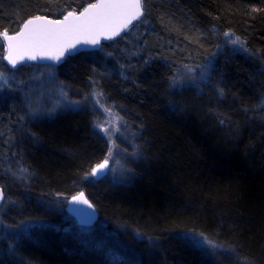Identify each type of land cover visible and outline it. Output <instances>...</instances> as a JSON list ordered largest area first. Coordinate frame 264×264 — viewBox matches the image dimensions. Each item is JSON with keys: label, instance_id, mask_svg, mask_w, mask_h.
<instances>
[{"label": "trees", "instance_id": "obj_1", "mask_svg": "<svg viewBox=\"0 0 264 264\" xmlns=\"http://www.w3.org/2000/svg\"><path fill=\"white\" fill-rule=\"evenodd\" d=\"M95 1L0 0V32ZM143 9L128 55L116 52L129 33L54 67L69 98L89 80L123 118L119 178L87 175L108 154L90 108L33 118L0 88V264H264V0H143ZM225 33L244 52H217ZM3 51L0 40V70L11 74ZM185 68L194 81L180 82ZM79 192L98 214L90 227L46 203ZM182 233L223 247L201 249Z\"/></svg>", "mask_w": 264, "mask_h": 264}, {"label": "snow or ice", "instance_id": "obj_2", "mask_svg": "<svg viewBox=\"0 0 264 264\" xmlns=\"http://www.w3.org/2000/svg\"><path fill=\"white\" fill-rule=\"evenodd\" d=\"M143 12V0H108V2L102 0L100 3L89 4L79 15H77L74 10L69 11L64 15L62 20H48L43 16L29 18L22 23L19 32H16L14 35H9V32L4 30L0 32V37L7 42V59L9 63L15 67L17 64V57L22 60L24 59V53H28L27 58L35 60L37 58V50H41L45 46L67 35L76 33L92 34V38L84 42L96 45L99 43L97 36L100 33L110 31L112 34H118L121 28H127L133 20L140 19L143 16ZM225 35L232 34L225 33ZM108 38L111 37L109 36ZM232 43H240V38L236 37ZM62 54L63 50H61L59 55L48 58L59 60ZM41 58H44V54H41ZM2 79L3 75L0 74V80ZM4 82L7 83L6 80ZM97 103H99V100H97ZM101 107H103V105H101ZM104 111L110 117L106 122L113 127L114 122L123 120L118 113L112 112L110 108H104ZM97 126L102 127V130L108 133V128H103V126L99 124ZM110 157L111 149H109V156L105 158L104 162L98 164L91 172L87 173V175L95 177L98 174H103V170L108 167ZM2 200L3 191L0 190V201ZM69 203L84 204L87 205L88 208L93 207L84 197L83 192L72 196ZM74 211L81 210L74 209ZM201 237H203V234H200V237L189 233L178 234L179 239L189 241L194 246L204 250H216L223 247L207 237H203L202 239ZM245 264H251V262L245 261Z\"/></svg>", "mask_w": 264, "mask_h": 264}, {"label": "rangeland", "instance_id": "obj_3", "mask_svg": "<svg viewBox=\"0 0 264 264\" xmlns=\"http://www.w3.org/2000/svg\"><path fill=\"white\" fill-rule=\"evenodd\" d=\"M131 28L127 30V32L124 33L121 37H119L122 38L129 33V35L124 39L125 44H122V46H120L117 52L115 51L117 54H119V56L123 54L128 55L130 53L134 41H136V39L133 41L134 39L133 36L135 35H133L134 32L132 34V32L130 31ZM235 39L236 38L232 35H227V36L224 35L223 41L220 44L219 48L217 49V52H220L222 50H229L231 52H239V53L244 52L245 49L241 42L235 44L232 43V41ZM0 40L2 42L1 37ZM3 49H4V45H3ZM3 52L5 53V50ZM104 57H109V54H105ZM116 64H121V62L120 63L116 62ZM30 65L35 67L29 69ZM24 66H26V68L17 71L15 75H14L15 70H12L11 74H5L0 70V74L3 75V79L0 80V88L2 89L3 87H8L6 89L7 91H10L15 95H18L20 97V101L23 104L24 112L29 116H33V118L34 116L48 117L55 115L57 112H67L69 110H76L79 109L80 106H86L87 108H90L92 117L91 116L89 117L93 121V128L104 138V140L108 145V154L106 155V157L109 156V149H111V157L108 161V167L106 172L102 175V177H105L108 174L109 177H113V173L116 172L117 174L116 177L118 176L117 178H119L118 175L119 173H117L118 170L115 167L116 161L114 159V155L116 151V139L118 137H123L124 123L123 121L114 122V127H113L112 125L106 122L110 119V117L104 111V108H110V106L106 104L105 99L101 96L99 90L95 89V87L93 86L94 83L91 84L89 80L86 81V85L87 87H89V89L86 90V94L83 97L69 98L65 92V88L62 82L57 78L54 66L33 65V64H27ZM20 67L21 66H19V68ZM202 67L203 66H200L197 69H200ZM207 67H209V64H207ZM191 69L193 68H185V69H181V71L178 72L181 77L180 78L181 83H189V81H194L195 78L193 77V75L196 74L197 70L193 72ZM5 80L7 81V83L4 82ZM97 100H99V103H97ZM101 105H103V107H101ZM110 109L113 112L112 108ZM98 124L102 125L103 128H108L109 129L108 133H105V131L102 130V127H98L97 126ZM233 129L235 128L233 127ZM19 173L21 174V171H19ZM102 177H100V179ZM90 179L96 181V179H94L93 176H90ZM108 179L114 180L115 178L114 179L108 178ZM53 198L54 199L51 202H49L48 199L46 201V203H48L50 208L58 214L59 211L63 209L65 212V205L68 200V197L60 195V196H54ZM24 225L25 224H21V226L16 227L15 229H18L19 231H24V228H27L31 224H27L25 226ZM0 227H1V221H0ZM10 231H8L7 234H9ZM4 234L6 233H0V235L2 236Z\"/></svg>", "mask_w": 264, "mask_h": 264}, {"label": "water", "instance_id": "obj_4", "mask_svg": "<svg viewBox=\"0 0 264 264\" xmlns=\"http://www.w3.org/2000/svg\"><path fill=\"white\" fill-rule=\"evenodd\" d=\"M100 2H102V0H96L94 3H100ZM104 2H108V0H104ZM83 9L80 12H82ZM80 12H78L76 14L79 15ZM46 19H48V18H46ZM62 19H63V17L59 20H62ZM140 19L133 20L132 23L127 26V28H121L120 31L118 32V34H112L110 31L100 33L97 36L99 43L96 45L84 42L85 40L91 39L92 34L76 33V34L67 35L63 38L56 40L54 43H52L48 46H45L43 49L37 50L36 51L37 58L35 60L28 59L27 58L28 53H24V59H22V60L19 59V57H17V64L15 65V67H13V65L11 63H9V61L7 59V56H8L7 42L4 41L1 37L3 45H4V50H5V53L3 56V63L11 71L15 70L19 66L26 65V64L51 65L54 67H59L64 62V60L68 57L74 56V55H76L78 53H82V52L98 51L102 45L115 41L116 39L121 37L124 33H126L127 30H129L133 25H135ZM48 20H52V19H48ZM20 28H21V26H20ZM20 28L18 29L17 32L20 31ZM15 33L9 34V35H14ZM109 36L111 38H108ZM61 50H63V54L60 55L59 60L48 58L51 56L59 55ZM41 54H44V58H41ZM106 170H107V168H105L103 170V174L106 172ZM103 174H98L94 178L99 179L100 177H102ZM0 190H2V189L0 188ZM79 193H77V194H79ZM84 197L86 198L85 194H84ZM70 199L71 198H69L66 202L65 212L75 221V223L78 226H81V227L92 226L98 217V214H97V211L95 210V208L94 207L88 208L87 205H84V204H71V203H69ZM3 203H4V194H3V200L0 201V209L3 205ZM74 209H80L81 211H74Z\"/></svg>", "mask_w": 264, "mask_h": 264}, {"label": "flooded vegetation", "instance_id": "obj_5", "mask_svg": "<svg viewBox=\"0 0 264 264\" xmlns=\"http://www.w3.org/2000/svg\"><path fill=\"white\" fill-rule=\"evenodd\" d=\"M94 179H95V178H94ZM99 179H100V178H99ZM99 179H96V181L99 180Z\"/></svg>", "mask_w": 264, "mask_h": 264}, {"label": "bare ground", "instance_id": "obj_6", "mask_svg": "<svg viewBox=\"0 0 264 264\" xmlns=\"http://www.w3.org/2000/svg\"><path fill=\"white\" fill-rule=\"evenodd\" d=\"M61 65H62V64H61ZM61 65H60V66H61Z\"/></svg>", "mask_w": 264, "mask_h": 264}]
</instances>
